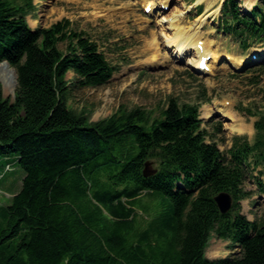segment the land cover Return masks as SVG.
<instances>
[{
    "label": "trees",
    "instance_id": "1",
    "mask_svg": "<svg viewBox=\"0 0 264 264\" xmlns=\"http://www.w3.org/2000/svg\"><path fill=\"white\" fill-rule=\"evenodd\" d=\"M239 4L223 2V29L247 48L248 37L264 40V0L249 13ZM35 9L0 0V62L18 73L13 97L0 82V159L25 171L0 203V264H264V219L241 204L249 171L264 192V106L253 141L236 135L225 151L212 141L222 124L210 132L198 105L172 97L158 115L123 106L92 121L70 107L72 86H102L115 66L68 19L32 28ZM149 159L157 172L145 176ZM220 191L233 196L224 213ZM212 237L240 254L208 257Z\"/></svg>",
    "mask_w": 264,
    "mask_h": 264
},
{
    "label": "rangeland",
    "instance_id": "2",
    "mask_svg": "<svg viewBox=\"0 0 264 264\" xmlns=\"http://www.w3.org/2000/svg\"><path fill=\"white\" fill-rule=\"evenodd\" d=\"M150 1L34 0L36 9L27 17L32 28L49 27L57 21L68 19L73 29L83 31L96 41L115 66L110 80L102 86H72L70 107L85 110L92 121H97L109 117L123 106L128 109L140 106L158 115L172 97L180 105H198L202 125L210 132L214 131L217 123L222 124V132L212 139L221 150L230 147L236 135L253 141L254 122L264 106V55L261 54L264 53V40L248 37L247 43L250 45L243 48L239 37L223 29V19L229 16L222 15L220 8L223 0H217L215 8L218 10L207 18L205 28H201L203 33L207 28L213 29L210 34L204 33L203 37L210 38L212 47L218 52L219 59L215 63L222 61L214 73L209 74L205 70L200 74L196 72V67H189L179 60L175 64L150 65L147 60L151 52L146 47L152 31L158 30V16L184 2L181 7L187 10L185 15L188 19L185 25H190L205 8V3H198L197 0H154L153 12L147 14L144 5ZM238 1L242 11L248 13L254 5L261 3V0H247L245 9L242 6L244 0ZM225 54L233 65L229 64ZM3 68L7 71L2 74L5 82L0 81L4 96L13 97L17 84L10 67ZM75 77L73 72L67 74L70 81ZM208 109L212 111L211 115L203 117ZM230 110L236 111L240 121L246 122L252 131L230 130L231 120L223 117V113ZM24 174L15 157L0 159V203L10 202L12 194L21 188ZM256 175V170L249 171L244 187L251 195L241 200L242 212L250 220L264 219V192L258 188ZM240 250V246L231 245L229 240L212 237L206 254L216 258L240 254ZM213 251L218 254L210 255Z\"/></svg>",
    "mask_w": 264,
    "mask_h": 264
},
{
    "label": "bare ground",
    "instance_id": "3",
    "mask_svg": "<svg viewBox=\"0 0 264 264\" xmlns=\"http://www.w3.org/2000/svg\"><path fill=\"white\" fill-rule=\"evenodd\" d=\"M131 1L135 0H129V2ZM164 1L168 2L169 0ZM154 2L156 1L152 0L146 6L153 7ZM197 2H204L205 8L201 13H199L196 21L190 25H185V21H188V19L185 15L187 10L181 7V5L183 6L184 2H182L180 6L176 4L172 9H170V11L163 12L158 16L156 20L158 30L152 31L151 37L149 38L146 47V49L151 52V55L147 60L149 61L150 65H158L161 63H179L177 60L182 57L181 54L187 53L193 49L195 52L192 51L193 53L186 58V64L193 63L202 70L203 67L199 65L200 59L202 56H205L209 58L207 62L208 65L206 64V71L213 72L216 67L218 68L219 62L215 63L219 59L217 56L218 52H216L215 48L212 47L213 42L211 39H205L203 37L204 33L210 34L213 29L207 28L204 33L202 30L205 28V23L208 21L207 18L218 10V8H215L217 0H197ZM247 3V0L243 1V8L246 9ZM261 54L264 55V53ZM250 61H252V59H250ZM203 70L205 71V69ZM10 71H12V77L14 78V70L10 69ZM3 72L7 73L6 69L0 66L1 79H3ZM211 112L212 111L209 109L205 111V117H209ZM235 112L230 110L226 113H223V117L229 118L231 120L229 122L230 130L236 129L238 132H251L252 129H249L246 122L240 121L238 114ZM217 254V251H213L210 255L215 256Z\"/></svg>",
    "mask_w": 264,
    "mask_h": 264
},
{
    "label": "water",
    "instance_id": "4",
    "mask_svg": "<svg viewBox=\"0 0 264 264\" xmlns=\"http://www.w3.org/2000/svg\"><path fill=\"white\" fill-rule=\"evenodd\" d=\"M0 66L2 67H10L9 69H13L15 72L14 82L18 84V73L15 67H12L7 60H3L0 62ZM1 82H5L4 79L0 78ZM154 161L146 160L144 164V175L149 176L157 172V167L154 165ZM214 200L216 201L221 212H227L232 207L233 204V196L228 191H220L214 196Z\"/></svg>",
    "mask_w": 264,
    "mask_h": 264
}]
</instances>
